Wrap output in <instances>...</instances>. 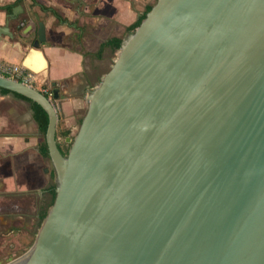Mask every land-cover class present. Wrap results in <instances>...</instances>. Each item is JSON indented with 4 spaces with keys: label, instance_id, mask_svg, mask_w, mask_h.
<instances>
[{
    "label": "water",
    "instance_id": "water-1",
    "mask_svg": "<svg viewBox=\"0 0 264 264\" xmlns=\"http://www.w3.org/2000/svg\"><path fill=\"white\" fill-rule=\"evenodd\" d=\"M0 88L47 112L56 192L3 264H264V0H155L66 154L53 99L4 75Z\"/></svg>",
    "mask_w": 264,
    "mask_h": 264
},
{
    "label": "crops",
    "instance_id": "crops-1",
    "mask_svg": "<svg viewBox=\"0 0 264 264\" xmlns=\"http://www.w3.org/2000/svg\"><path fill=\"white\" fill-rule=\"evenodd\" d=\"M35 1L53 8L60 17L42 10L34 0H0V7L10 5V10L0 8V27L8 24V32L14 35L0 32V64L19 65L32 74L33 86L40 90L55 83L59 90V98L53 99L57 132L66 129L74 135L89 91L110 69L116 51L108 42L124 39L128 27L155 0ZM18 5L21 11L8 21V14ZM39 20L45 24L46 41L36 48ZM43 139L31 103L0 88V202L14 199L9 194L22 201L35 195L36 206L30 210L34 222L50 197L52 164L40 151Z\"/></svg>",
    "mask_w": 264,
    "mask_h": 264
},
{
    "label": "rangeland",
    "instance_id": "rangeland-1",
    "mask_svg": "<svg viewBox=\"0 0 264 264\" xmlns=\"http://www.w3.org/2000/svg\"><path fill=\"white\" fill-rule=\"evenodd\" d=\"M127 31V30H126ZM125 36V35H124ZM119 50H117L113 57L111 58L110 64H108V68L112 66L113 62L115 61ZM88 104V103H87ZM84 110H82V114L80 117V122L78 121V126L81 123V120L87 110V105ZM70 131V130H69ZM69 136H73L70 132ZM59 142H61V145L65 146L64 137H59ZM50 183H55V174L49 180ZM10 197L16 199L15 194H9ZM50 198V197H49ZM48 198V199H49ZM25 200H31L32 202L35 201L36 197L33 194H30L28 196H25ZM30 202L29 204L30 209H33V206H36L35 202ZM16 206H21V203H15ZM39 204V202H38ZM37 204V206H38ZM17 206V207H18ZM49 209V208H48ZM16 214V215H15ZM14 215L9 216V214H1L3 216V221H0V264L6 263L12 259H15L16 257L22 255L26 250H28L31 245L33 244L35 240V235L38 232V229L40 227L38 219L36 220V225L33 218L31 216L25 217L22 213L16 212ZM17 216V217H16ZM30 217V218H29ZM10 225L9 227H6L5 225ZM14 225V226H13ZM29 225L31 226L30 229H28Z\"/></svg>",
    "mask_w": 264,
    "mask_h": 264
},
{
    "label": "trees",
    "instance_id": "trees-1",
    "mask_svg": "<svg viewBox=\"0 0 264 264\" xmlns=\"http://www.w3.org/2000/svg\"><path fill=\"white\" fill-rule=\"evenodd\" d=\"M18 1H21V0H18ZM34 2L42 9V10H46L50 13H52L53 15H55L56 17H60V14L54 10L53 8L51 7H48V6H45V5H42L38 2H36L34 0ZM152 6H149L148 9L146 10V12L132 25H130L127 29V33L133 31L141 22V20L145 17L146 13L151 9ZM0 8H4L6 10H10V5H6V6H3V7H0ZM122 40L123 38H113L111 39L108 44L111 46L112 50L113 51H117L120 49V46H121V43H122ZM53 89V87H51ZM2 90L4 92H11L7 89H4L2 88ZM15 95H17L18 97L22 98V99H25L27 101H29L31 103V107L33 109V112H34V118L35 120L37 121L38 125H39V128H40V131L44 137L43 141H42V144L40 145V151L42 153L43 156H46V157H49V152H48V147H47V143H46V140H45V133H46V129H47V125H48V114L47 112L35 101H32L30 100L29 98L21 95V94H18V93H14ZM70 134V131L69 130H66V129H62L60 130L59 132H57V138L59 136H63L65 138H67ZM58 145H59V148L60 150L62 151L63 154H66L67 151H68V148H69V143L66 142L65 143V146L64 145H61V143L59 142L58 140ZM54 175V170L52 171L51 173V177H53ZM48 190H49V193H50V198L47 200V202L43 205V207L41 208V210L39 211V216H38V222H39V225H41V223L43 222L46 214H47V211H48V208L52 205L53 201H54V198H55V183H50L49 186H48Z\"/></svg>",
    "mask_w": 264,
    "mask_h": 264
},
{
    "label": "flooded vegetation",
    "instance_id": "flooded-vegetation-1",
    "mask_svg": "<svg viewBox=\"0 0 264 264\" xmlns=\"http://www.w3.org/2000/svg\"><path fill=\"white\" fill-rule=\"evenodd\" d=\"M31 85H33V84H31ZM51 87H53V86H51ZM51 87H47L48 89H49V92L47 93V92H44L42 89H41V91L44 93V94H46L48 97H50V98H52L53 97V89L51 88ZM54 88V87H53ZM52 99H54V98H52ZM69 137V136H68ZM67 137V138H68ZM71 137V136H70ZM61 143V142H60ZM51 169H52V171H53V167L51 166L50 167ZM52 178V177H51ZM22 200L21 199H18L17 201H16V199H12V200H8V201H3V202H0V216H1V214H5V213H7V214H9V216H11V215H14L16 212H20V213H23L25 216H31V213H30V202L26 199V200H23L22 202H21ZM15 203H22V205L21 206H18V204H17V206H16V204ZM16 215V214H15ZM14 215V216H15ZM17 217V216H16ZM30 218V217H29ZM33 223H35V222H33ZM36 224V223H35ZM34 224V225H35ZM6 227H9L7 224L5 225ZM14 226V225H13ZM31 228V226L29 225V227H28V229H30Z\"/></svg>",
    "mask_w": 264,
    "mask_h": 264
},
{
    "label": "built area",
    "instance_id": "built-area-1",
    "mask_svg": "<svg viewBox=\"0 0 264 264\" xmlns=\"http://www.w3.org/2000/svg\"><path fill=\"white\" fill-rule=\"evenodd\" d=\"M0 75L18 79L30 85L33 84L32 74L23 70L19 65L0 64ZM42 90L47 93L49 92L47 87H44Z\"/></svg>",
    "mask_w": 264,
    "mask_h": 264
}]
</instances>
